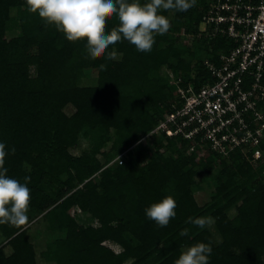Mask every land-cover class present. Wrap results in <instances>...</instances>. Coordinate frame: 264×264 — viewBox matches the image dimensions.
<instances>
[{
    "label": "trees",
    "instance_id": "1",
    "mask_svg": "<svg viewBox=\"0 0 264 264\" xmlns=\"http://www.w3.org/2000/svg\"><path fill=\"white\" fill-rule=\"evenodd\" d=\"M198 3V11L191 9L186 20L174 11L175 19L186 22L187 28L193 25L194 33L207 8L206 0ZM12 8L19 14L20 36L8 40ZM118 23L115 15L106 17V30ZM85 40L81 36L68 42L54 26L29 13L25 0H0V141L9 151L7 175L21 183L31 178L29 206L52 219V229L64 233V239L48 246V255L56 264H174L182 250L203 242L212 247L210 264H264V138L259 145L261 158L255 163L251 154L247 159L240 151L224 158L210 152L204 157L188 154L186 142L163 136L149 140L156 144L155 155H149L146 143H138L133 160L124 157L120 164L108 166L111 155L103 151L108 142L115 148L137 142L169 111L172 87L153 78L161 67L188 79L194 76L192 82L199 87L209 79L203 59L216 58L220 40L212 43L196 36L194 48L183 51L174 43L163 46L168 38L155 35L148 53L123 40L107 50H117L121 59L116 61L88 55ZM32 49L36 52L29 54ZM87 68L97 70L96 84L80 86ZM69 106L72 115L64 111ZM80 134L90 139L91 156L69 153ZM162 145L172 152L170 156H164ZM25 165L31 172L25 171ZM215 165L214 193L200 207L192 187L201 171L208 173ZM61 176H66L63 183ZM53 180L66 193H60L59 202L47 210L50 199L42 196L39 187ZM169 195L176 200L177 215L160 228L144 210ZM75 208L98 226L80 225L71 215ZM231 210L235 213L229 216ZM198 218L206 221L205 228L193 223ZM184 230L187 235L182 236ZM0 235L12 251L6 255L0 247V264H37L23 226L2 224Z\"/></svg>",
    "mask_w": 264,
    "mask_h": 264
},
{
    "label": "built area",
    "instance_id": "2",
    "mask_svg": "<svg viewBox=\"0 0 264 264\" xmlns=\"http://www.w3.org/2000/svg\"><path fill=\"white\" fill-rule=\"evenodd\" d=\"M206 4L195 36L221 42L216 58L203 59L209 79L195 87L194 76L174 75L169 111L134 146L163 136L186 142L188 154L224 158L240 151L255 163L264 138V0ZM126 155H119V164Z\"/></svg>",
    "mask_w": 264,
    "mask_h": 264
},
{
    "label": "clouds",
    "instance_id": "3",
    "mask_svg": "<svg viewBox=\"0 0 264 264\" xmlns=\"http://www.w3.org/2000/svg\"><path fill=\"white\" fill-rule=\"evenodd\" d=\"M197 0H25L26 10L36 14L46 25H52L62 33L68 42L86 36V53L93 57L104 55L111 59L109 46L127 40L143 53L151 52L155 35H164L170 29L169 19L160 14V9L187 12ZM115 15L118 25L111 31L106 30V17ZM106 67V65H101ZM12 153L15 148H11ZM9 151L0 141V225L23 226L29 222L30 188L25 183L7 175L5 158ZM119 157V156H118ZM120 159V158H119ZM174 197L165 196L152 203L145 211L146 218L160 227H166L177 215ZM203 229L206 221L198 218L193 221ZM187 235V230L181 232ZM212 247L199 242L182 250L174 264H210Z\"/></svg>",
    "mask_w": 264,
    "mask_h": 264
},
{
    "label": "rangeland",
    "instance_id": "4",
    "mask_svg": "<svg viewBox=\"0 0 264 264\" xmlns=\"http://www.w3.org/2000/svg\"><path fill=\"white\" fill-rule=\"evenodd\" d=\"M142 2L144 3L143 0H141V3ZM198 7H199V3L197 0V3L194 7L190 8L187 12H181L180 14L181 17L183 19L185 18L186 20L187 16L192 11L191 9L194 8L196 11H198ZM174 11L175 10H171V9H163V8L160 9V14L165 15L169 19L170 29L164 35H160V34H156V35H159L160 37H163L165 39L168 38V40H166L165 42L167 44H163V46H168L170 45L169 43H174V45H176L179 49H182L183 51L184 49L188 47L194 48L193 47L194 45H192V43L194 39L196 38V36L193 30V25H191L192 27L189 25L188 28L190 29V31L187 32L188 28L185 27V25L186 26L188 25L184 21H177L175 19ZM10 17H11V20L9 24L7 25V29H6V36L8 40L14 39L20 36V23H19L20 19H19V14L15 8H12L10 10ZM170 37H173L174 40L170 39ZM120 42L121 41H118L116 43H120ZM35 52H36V49H32L30 50L29 54H34ZM112 53H114V55L112 56V59L114 61L121 59V55L117 52L115 48L112 49ZM78 62H81V60ZM34 72H35L34 66H30L29 73L31 75H34ZM177 73L178 72L174 71L173 69L167 66H163L160 68L158 75L153 76V78L158 79V80L161 79L162 81L164 82L166 81L169 84V82L171 81V78ZM96 80H97V70L87 68L84 71V75L79 80V85L80 86H93L96 84ZM64 111L67 115H72L74 113V109L70 106L65 108ZM114 139H115L114 133L111 132L110 140L114 141ZM135 143L136 142H133L127 147L116 146L117 148H115L114 147L115 145L111 146V142H108V144H106L105 148L103 149L104 153L107 154V157L111 155V158H110L111 162L108 164V166H112L113 164H115V162L118 161L117 160L118 156L121 155L124 151H127V154H128L125 156V159L131 160L132 155H133L132 152H134L133 148L135 147L134 146ZM155 145L156 144H154V142L152 141L151 142L148 141L145 144L146 150L148 151L149 155H155V151H156ZM91 146L92 144H91L90 139L85 138L83 137V135L80 134L78 137L77 144L71 149H69V153L74 157L83 156L84 154L91 156ZM164 147L165 146L162 145V148H161L164 156L165 157L170 156L172 152L165 150ZM180 148H181L180 144L176 146V149H178L179 151H180ZM116 149H118V151H115ZM96 157L99 159L102 158L104 160L107 159V157H101L99 155H97ZM200 157H204V156L201 155ZM24 169L28 173L31 172V168H29V166L25 165ZM217 171H218V167L216 165L208 173H204V171H201L200 172L201 174L196 179L197 183L192 187L193 196L197 204L200 207H203L205 204H207L210 201V198L214 193V188L217 182V175H216ZM263 176H264V171H263ZM95 178L97 177L95 176ZM65 180H66V176H61L59 179V182L63 183L65 182ZM39 191L42 194V196H47L50 199V203H49L50 207L47 210H49L55 202L57 203L59 202L58 195H60V193L61 194L66 193L65 188L61 186L55 180L51 182H47V183L46 182L42 183L39 187ZM71 212H72L71 215L76 219V221L80 225L85 226V227L86 226H94V227L98 226V223L96 220L89 217L88 214L80 212L79 209L75 208ZM234 213L235 211L231 210L229 212V216H232ZM28 216H29V222L23 225V230L25 231L29 242L34 247L37 264H56L53 261V259L48 255V246L52 245L54 242L64 239V233L52 229L51 224L55 222L52 219L46 217L43 212H39L30 206L28 210ZM207 225L210 228L211 232L214 234L215 240L217 242H220V238L218 237L217 234H215L216 232L212 230L211 228L212 226L211 223L208 222ZM105 245L109 246L115 253L119 252V248L116 245L110 242H106ZM0 247L4 248L6 255L11 254L12 251L7 243V240L1 235H0ZM147 264H157V263L155 261H151Z\"/></svg>",
    "mask_w": 264,
    "mask_h": 264
}]
</instances>
